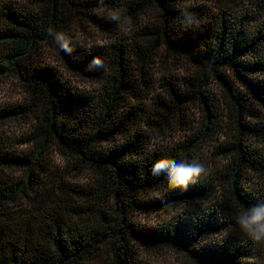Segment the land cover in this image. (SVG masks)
Returning a JSON list of instances; mask_svg holds the SVG:
<instances>
[{
  "label": "trees",
  "instance_id": "16d2710c",
  "mask_svg": "<svg viewBox=\"0 0 264 264\" xmlns=\"http://www.w3.org/2000/svg\"><path fill=\"white\" fill-rule=\"evenodd\" d=\"M89 26L103 44L82 42ZM182 64L190 72L175 75ZM9 74L28 100L1 107L0 122L26 119L30 131L26 149L0 133V264H155L142 247L264 264V241L236 222L264 203V0H4L0 79ZM201 111L199 123L190 114ZM162 158L206 173L169 188L152 173ZM163 211L154 225L136 218Z\"/></svg>",
  "mask_w": 264,
  "mask_h": 264
},
{
  "label": "rangeland",
  "instance_id": "374dc122",
  "mask_svg": "<svg viewBox=\"0 0 264 264\" xmlns=\"http://www.w3.org/2000/svg\"><path fill=\"white\" fill-rule=\"evenodd\" d=\"M4 0H0V2H3ZM25 3H28V0H24ZM95 12V11H93ZM88 33L80 32L82 33V38L84 43H86L87 46L93 45V44H103L105 36L101 34V32H98L96 28H93L89 26L87 28ZM85 36V37H84ZM44 55L47 59L52 60L54 63L61 65L60 60L58 59V55L54 50L49 49V47L44 48ZM173 61L175 59L173 57H168L167 60H162L161 64H158L156 66V76H163L165 74V68L168 66H173ZM170 62L172 65H169ZM179 69L176 70L175 75L182 76L187 75L191 68L182 64L178 67ZM68 77L70 80L75 84L76 87L82 88V89H93L95 83L85 81L80 76L73 72H67ZM27 96L25 95V90L23 84L19 81V79L15 75H6L0 79V108L1 107H10V106H17V105H23L27 103ZM192 118H195V121H198L201 123L203 121V112L201 111L199 114L191 115ZM29 123L26 122V119L18 118L13 120H5L0 122V133L3 135H7L8 138L12 141L13 144L19 145V148L26 149L28 145H24L22 143V140L26 139V136L29 134ZM175 135L179 134V129H175L174 133ZM52 163L56 165V167H60L61 169H67L69 166H72L70 164L68 167V163L62 159L59 158L58 154L54 153L52 155ZM211 161L208 160V163ZM67 167V168H66ZM69 169H72L70 167ZM87 173L82 172L80 174V171L74 172V177L76 179L84 178ZM166 212H153L151 214H140L136 216L137 220L140 221V223L148 226L151 224H157L162 216H165ZM141 257L146 258L148 260H151L155 264H193L190 259H187L183 253H180L178 250H175L174 248H164L163 250H159L157 248H147L142 247L140 248Z\"/></svg>",
  "mask_w": 264,
  "mask_h": 264
},
{
  "label": "clouds",
  "instance_id": "9594fccd",
  "mask_svg": "<svg viewBox=\"0 0 264 264\" xmlns=\"http://www.w3.org/2000/svg\"><path fill=\"white\" fill-rule=\"evenodd\" d=\"M113 18L118 19V17ZM48 33L54 35L55 43L60 50L71 54L70 41L66 38L64 32L49 28ZM93 66L103 67L102 60L94 58L89 67ZM152 173L154 175L163 174L169 188L186 190L189 183L195 182L196 178L206 173V169L201 163L196 161L191 163L186 161L176 162L168 158H162L155 162L152 167ZM236 222L241 230L253 240L264 241V203H257L245 210H240Z\"/></svg>",
  "mask_w": 264,
  "mask_h": 264
}]
</instances>
